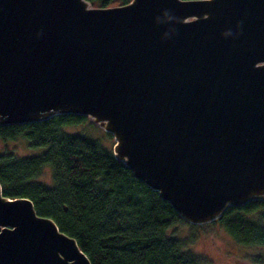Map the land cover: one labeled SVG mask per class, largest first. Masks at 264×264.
<instances>
[{
    "label": "water",
    "instance_id": "1",
    "mask_svg": "<svg viewBox=\"0 0 264 264\" xmlns=\"http://www.w3.org/2000/svg\"><path fill=\"white\" fill-rule=\"evenodd\" d=\"M66 114L190 225L264 201V0H0V126ZM0 264L91 262L0 184Z\"/></svg>",
    "mask_w": 264,
    "mask_h": 264
},
{
    "label": "trees",
    "instance_id": "2",
    "mask_svg": "<svg viewBox=\"0 0 264 264\" xmlns=\"http://www.w3.org/2000/svg\"><path fill=\"white\" fill-rule=\"evenodd\" d=\"M87 1L106 8L131 0ZM86 119L66 114L0 126V141L24 138L41 149L28 157L8 150L0 154L3 195L29 198L38 215L53 219L77 241L91 264H202L200 257L185 251L191 240L170 232L180 225L197 226L182 220L157 192L137 180L112 150L62 131ZM46 167L52 173L51 186L39 181ZM216 222L237 243L264 247V201L229 208Z\"/></svg>",
    "mask_w": 264,
    "mask_h": 264
},
{
    "label": "rangeland",
    "instance_id": "3",
    "mask_svg": "<svg viewBox=\"0 0 264 264\" xmlns=\"http://www.w3.org/2000/svg\"><path fill=\"white\" fill-rule=\"evenodd\" d=\"M91 122L87 118L79 125L64 126L62 131L87 137L97 141L104 149L113 151L115 138L112 135L109 137V133ZM6 150L13 152L17 157L34 156L41 152V149L31 147L24 138L15 141H0V154ZM39 181L51 186L52 173L49 167L43 170ZM205 225L207 226L201 225L196 228L180 225L172 228L170 232L181 239L189 238L191 242L185 251L200 257L203 260L202 264H264V247L244 246L237 243L217 222Z\"/></svg>",
    "mask_w": 264,
    "mask_h": 264
}]
</instances>
